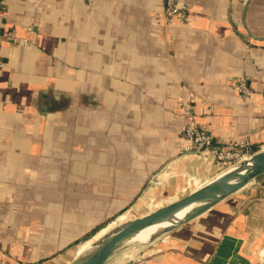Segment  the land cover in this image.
I'll return each instance as SVG.
<instances>
[{
	"label": "crops",
	"instance_id": "1",
	"mask_svg": "<svg viewBox=\"0 0 264 264\" xmlns=\"http://www.w3.org/2000/svg\"><path fill=\"white\" fill-rule=\"evenodd\" d=\"M182 1L185 22L164 0H0V264H69L129 206L148 213L225 169L180 156L186 104L217 144L264 149V0ZM259 179L139 257L263 263Z\"/></svg>",
	"mask_w": 264,
	"mask_h": 264
},
{
	"label": "water",
	"instance_id": "2",
	"mask_svg": "<svg viewBox=\"0 0 264 264\" xmlns=\"http://www.w3.org/2000/svg\"><path fill=\"white\" fill-rule=\"evenodd\" d=\"M264 175V149L227 166L196 189L109 229L69 264H123ZM259 264H264L259 263Z\"/></svg>",
	"mask_w": 264,
	"mask_h": 264
},
{
	"label": "built area",
	"instance_id": "3",
	"mask_svg": "<svg viewBox=\"0 0 264 264\" xmlns=\"http://www.w3.org/2000/svg\"><path fill=\"white\" fill-rule=\"evenodd\" d=\"M165 14L167 19H177L184 22L188 7L182 0H164ZM1 9V6H0ZM3 35H0V49ZM15 41H18L15 39ZM4 66V62L0 56V69ZM238 91L243 97H250L254 93L248 79L241 77L238 81ZM264 94V90H263ZM190 106H186V112L189 118L185 128L184 136L189 142L187 150L197 151L200 153L212 154L216 159L226 164L227 166L234 164L244 158H247L254 153L253 144L249 140H230L224 143H216L214 136L207 129L202 128L192 118ZM253 150V151H252ZM145 259L137 257L127 263L123 264H144Z\"/></svg>",
	"mask_w": 264,
	"mask_h": 264
},
{
	"label": "rangeland",
	"instance_id": "4",
	"mask_svg": "<svg viewBox=\"0 0 264 264\" xmlns=\"http://www.w3.org/2000/svg\"><path fill=\"white\" fill-rule=\"evenodd\" d=\"M164 14H165V12H164ZM165 17H166V14H165ZM167 19V18H166ZM171 20H173V19H167V21L168 22H171ZM186 21V20H185ZM184 21V22H185ZM181 22V21H180ZM186 106H188V104H186V105H184L183 106V109L185 110V112H186ZM190 109V108H189ZM189 151H192V150H190V149H188V150H183V152L181 153V155L180 156H182L184 153H187V152H189ZM253 151V150H252ZM253 153H251V155H252ZM173 161V160H172ZM170 166V165H169ZM169 166L167 167V168H165V169H163L161 172H163V171H165L166 169H168L169 168ZM160 172V173H161ZM261 179H259V178H257L256 180H254V181H252L247 187H245V189L244 190H249L250 188H253V187H255V186H258V182L260 181ZM143 214H145V203L143 204V206L142 207H139V205L138 204H133V205H131V206H129V208L124 212V213H121L119 216H117V217H115V218H113V221L112 222H110L108 225H106L105 227H103L99 232H97L90 240H88V241H85V242H83L79 247H78V249L76 250V252H80L83 248H84V246H88V244L89 243H91V242H93L96 238H98V237H100L101 235H103L105 232H107L109 229H111V228H113L114 226H116L117 224H119L120 222H124L126 219L124 218L123 220H121L122 218L121 217H123V216H128L127 217V220L129 219V218H134V217H137V216H140V215H143ZM121 218V219H120ZM120 219V220H119ZM118 220H119V222H118ZM118 222V223H117ZM77 253V254H78ZM76 254V255H77ZM75 255V256H76Z\"/></svg>",
	"mask_w": 264,
	"mask_h": 264
},
{
	"label": "bare ground",
	"instance_id": "5",
	"mask_svg": "<svg viewBox=\"0 0 264 264\" xmlns=\"http://www.w3.org/2000/svg\"><path fill=\"white\" fill-rule=\"evenodd\" d=\"M89 244H90V243H89ZM89 244H88V245H89ZM86 247H87V246H84V248H83L82 250H84ZM82 250H81V251H82ZM81 251H80V252H81Z\"/></svg>",
	"mask_w": 264,
	"mask_h": 264
}]
</instances>
